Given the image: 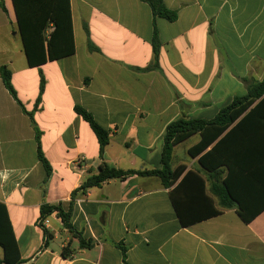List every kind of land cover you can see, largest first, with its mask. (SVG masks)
<instances>
[{
    "label": "crops",
    "instance_id": "obj_1",
    "mask_svg": "<svg viewBox=\"0 0 264 264\" xmlns=\"http://www.w3.org/2000/svg\"><path fill=\"white\" fill-rule=\"evenodd\" d=\"M69 1L74 53L33 68L13 53L18 38L24 56L11 0H3L5 12L0 7V67L10 70L26 111L33 110L40 74L45 80L34 121L51 166L48 177L30 120L0 78V202L20 264H124L119 244L126 248L127 264H264V209L249 223L235 208L185 227L179 223L169 197L177 185L184 216L206 217L212 211L206 195L220 208L211 189L227 168L221 166L223 175L214 178L198 163L213 144L189 155L199 133L173 147L171 167L185 169L171 187L156 176L110 180L76 195L71 231L56 211L47 216V227L39 225L41 205L67 211L71 193L101 163L97 138L74 107L85 109L107 131L104 162L124 171L158 169L171 122L211 120L246 95L249 81L264 78V0H162L175 11L173 22L153 18L140 0ZM153 23L159 68L141 71L153 59ZM88 40L96 50L88 49ZM224 149L238 159L239 191L258 199L255 206L263 205L264 127L247 123ZM188 171L204 179L205 195ZM248 172L252 175L244 179ZM74 232L92 245L81 249Z\"/></svg>",
    "mask_w": 264,
    "mask_h": 264
},
{
    "label": "trees",
    "instance_id": "obj_2",
    "mask_svg": "<svg viewBox=\"0 0 264 264\" xmlns=\"http://www.w3.org/2000/svg\"><path fill=\"white\" fill-rule=\"evenodd\" d=\"M146 3L152 13L153 18L159 17L173 22L176 19L175 11H171L165 7L162 0H140ZM16 27L19 33L23 54L30 68L40 66L47 61H54L60 58L70 56L74 53L73 32L71 25V11L69 0H11ZM0 7L5 12L3 0H0ZM86 35L88 36L85 27ZM153 59L151 63L141 71L157 70L158 54L160 43L158 34L153 23V33L151 39ZM89 50H96L87 41ZM0 78L3 86L20 107L21 111L28 116L34 131L36 142L37 157L42 164L46 177L51 173V166L45 159L40 145L41 131L34 121V112L39 108L42 94L45 87V80L40 74L38 95L35 100L33 110L28 112L19 101L16 91L11 84V72L6 66L0 67ZM181 110L184 106L180 105ZM76 115L86 121L93 133L95 134L99 144V157L101 163L96 172L89 170L87 176L82 181L79 188L71 193V201L67 211L61 205L50 206L43 204L40 207L39 225L53 211L63 222L65 228L72 230L70 218L73 203L76 195L84 196L89 189L99 187L104 182L114 179H125L128 176L137 175L141 177L156 176L165 188L171 187L177 178L182 174L185 167L178 166L175 169L171 167V159L173 147L194 133H199L201 139L199 143L189 149L190 156L204 151L211 144L212 147L198 158V163L206 171L212 173L214 178L223 175L220 170L221 166L227 168V173L220 182L215 185L211 192L218 199L219 209L213 207L211 197L205 196L212 211L204 216L187 217L180 211L175 195L178 191V185L169 193L171 203L173 205L176 216L181 226L185 227L202 218H210L221 213L222 209L235 208L237 215L244 223L251 222L263 209L264 204L255 206L256 198L245 197L235 182L239 176L237 169V158H234L228 152H225V145L231 137L237 135L238 131L247 123H257L264 127V78L261 81H249L247 83L246 95L234 98L230 105L221 109L219 113L211 120L193 119L187 120L179 118L171 122L165 129L163 137V146L160 154V167L158 169L143 170H120L110 166L102 160L103 152L109 143L108 133L101 128L93 119L92 115L80 106L74 107ZM264 158V154L262 156ZM243 174V173H241ZM187 176H195L198 179L201 191L206 192L205 181L194 171H188ZM252 173H246L244 179H248ZM185 179V178H184ZM74 237L78 239L81 249L88 248L92 245V240L83 239L80 233L74 232ZM118 247L122 253V260L126 262V248L122 244ZM64 248L62 255H65ZM0 264H20V254L15 241L11 223L7 214L6 206L0 202Z\"/></svg>",
    "mask_w": 264,
    "mask_h": 264
},
{
    "label": "rangeland",
    "instance_id": "obj_3",
    "mask_svg": "<svg viewBox=\"0 0 264 264\" xmlns=\"http://www.w3.org/2000/svg\"><path fill=\"white\" fill-rule=\"evenodd\" d=\"M19 41L20 40L18 38L13 39V47H12L13 53L17 59L20 58V59L24 60V56H22L20 53H18L19 49H20V42Z\"/></svg>",
    "mask_w": 264,
    "mask_h": 264
},
{
    "label": "built area",
    "instance_id": "obj_4",
    "mask_svg": "<svg viewBox=\"0 0 264 264\" xmlns=\"http://www.w3.org/2000/svg\"><path fill=\"white\" fill-rule=\"evenodd\" d=\"M49 221L45 218L42 222H41V226L42 227H47Z\"/></svg>",
    "mask_w": 264,
    "mask_h": 264
}]
</instances>
